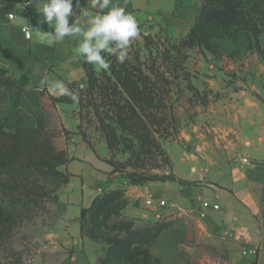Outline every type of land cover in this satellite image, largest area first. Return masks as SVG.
<instances>
[{"label": "rangeland", "instance_id": "obj_1", "mask_svg": "<svg viewBox=\"0 0 264 264\" xmlns=\"http://www.w3.org/2000/svg\"><path fill=\"white\" fill-rule=\"evenodd\" d=\"M201 5L197 0L196 8ZM242 5L255 22V39L224 33L215 38L216 52H211L186 39V34L170 33L165 19H158L140 29L141 35L129 46L128 62L144 69L167 102L168 107L158 111L166 121L157 125L162 134L156 136L170 165H132L121 141L110 138V128H104L105 108L98 98L94 104L82 96L78 103L59 102L45 110L32 103L24 108V123L9 135L15 161L24 168L16 176L0 177V264H229L221 243L196 222L193 208L175 206V198L165 192L175 195V150L187 149L178 135L195 121L201 107L219 99L220 90L213 86L236 84L244 79L239 71L246 58L254 53L264 57V0H242ZM91 154L97 160L95 169L107 174L108 184L82 222L83 251L75 256L61 235L63 227L68 231L79 223L82 208L69 202L76 182L68 162ZM129 173L164 190L161 197L169 205L163 219L123 215L129 203L125 189L111 183L114 175L130 183Z\"/></svg>", "mask_w": 264, "mask_h": 264}, {"label": "crops", "instance_id": "obj_2", "mask_svg": "<svg viewBox=\"0 0 264 264\" xmlns=\"http://www.w3.org/2000/svg\"><path fill=\"white\" fill-rule=\"evenodd\" d=\"M25 1L0 0V66L17 76L26 74L29 85L59 96L41 81L47 78L49 83L71 82L85 76L77 53L78 39L66 37L63 43H50L47 32L53 30L54 24L43 22L34 0H29L30 9L25 10ZM196 3L197 0H113V5L123 7L137 19L139 29L151 21L165 19L168 31L175 35H185L194 24ZM73 10L69 22L81 25L87 22L85 11L92 15L100 11L90 7V0H79L78 4L73 0ZM25 26L30 29L29 38L23 31ZM239 73L244 79L236 84L213 86L220 90L219 99L206 109L201 107L195 121L181 130L178 139L187 149L175 150V195L173 191L165 193L175 198V206L193 208L195 212L203 199L219 204V210L202 222L196 216L198 225L221 243L229 264H264V60L254 53L245 59ZM93 164H97L93 154L82 161L68 162L76 182L69 202L77 209L89 205L107 187V174ZM117 177L113 176L111 186L125 189L129 201L124 216L152 221L154 213L163 209L159 200L165 199L169 205V200L161 197L164 190L153 183L132 185ZM148 198H152L151 204L146 203ZM221 225L230 228L234 237H223ZM64 228V245L79 255L84 241L79 223H73L68 231ZM252 247L257 248L256 255L241 253ZM95 258L96 254L90 262L94 263Z\"/></svg>", "mask_w": 264, "mask_h": 264}, {"label": "trees", "instance_id": "obj_3", "mask_svg": "<svg viewBox=\"0 0 264 264\" xmlns=\"http://www.w3.org/2000/svg\"><path fill=\"white\" fill-rule=\"evenodd\" d=\"M196 11L194 24L185 38L211 52H216L215 38L224 33L238 38L244 36L247 40L255 39V22L244 11L242 0H202ZM81 58L85 76L78 81L64 82L79 96V101L82 96L93 104L97 98L100 99L99 104L105 108L101 122L106 123L104 128H110V138L120 140L124 145L123 149L129 153L128 161L136 167L144 164L152 168L161 167L163 163L170 165V157L156 136L161 132L157 125L166 121L158 111L168 105L155 91L151 77L141 66L131 65L127 59L120 64L114 56H108L110 68L97 72L94 65L85 63ZM59 102L74 103L68 97L53 96L43 88L29 85L26 74L17 76L0 66V177L16 176L24 168L15 161L9 135L24 123L22 113L27 105L32 103L45 110ZM127 178L132 185H144L146 182L134 173H129ZM98 197L88 207L80 209V231L86 214L95 206Z\"/></svg>", "mask_w": 264, "mask_h": 264}, {"label": "clouds", "instance_id": "obj_4", "mask_svg": "<svg viewBox=\"0 0 264 264\" xmlns=\"http://www.w3.org/2000/svg\"><path fill=\"white\" fill-rule=\"evenodd\" d=\"M34 3L39 6L43 22L54 24L53 30L47 32L50 43H63L66 37L78 39L77 53L85 63L102 70L111 66L108 56H114L118 63L123 64L130 44L141 35L137 19L123 7L113 5V0H90V7L100 11L95 15L85 11L83 15L87 22L83 25L69 22L74 15L73 0H34ZM105 9L107 11H103ZM41 83L50 92L68 97L74 103L79 102V96L64 81L49 83L44 78Z\"/></svg>", "mask_w": 264, "mask_h": 264}, {"label": "built area", "instance_id": "obj_5", "mask_svg": "<svg viewBox=\"0 0 264 264\" xmlns=\"http://www.w3.org/2000/svg\"><path fill=\"white\" fill-rule=\"evenodd\" d=\"M22 7L25 10L28 11L30 9V1L26 0ZM23 31L25 33V36L27 38H29L30 37V29H29V27L28 26L23 27ZM146 203L147 204H151L152 203V198H148L146 200ZM158 204L163 209H161L160 211L154 213V218L157 219V220H160V219L164 218L165 214H163V210L167 208L168 204H167L165 199L159 200ZM219 208H220L219 204H217L215 202H211V201L206 200V199L201 200L200 203H199V208L196 210L197 221L198 222H202L210 214H212V213L216 212L217 210H219ZM221 234L225 238H233L234 237L233 231H231V229L228 228L226 225H221ZM257 252H258V250L255 247L243 249L241 251V253L243 255H256Z\"/></svg>", "mask_w": 264, "mask_h": 264}]
</instances>
